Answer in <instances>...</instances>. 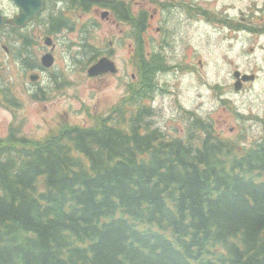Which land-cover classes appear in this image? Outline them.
Instances as JSON below:
<instances>
[{
    "label": "trees",
    "instance_id": "trees-1",
    "mask_svg": "<svg viewBox=\"0 0 264 264\" xmlns=\"http://www.w3.org/2000/svg\"><path fill=\"white\" fill-rule=\"evenodd\" d=\"M150 113L0 138V264H264V143L200 120L170 137Z\"/></svg>",
    "mask_w": 264,
    "mask_h": 264
},
{
    "label": "rangeland",
    "instance_id": "rangeland-1",
    "mask_svg": "<svg viewBox=\"0 0 264 264\" xmlns=\"http://www.w3.org/2000/svg\"><path fill=\"white\" fill-rule=\"evenodd\" d=\"M247 4L248 0H243L242 4L235 0L238 9ZM63 6L64 3H60V7ZM0 12L10 18L19 13L13 0H0ZM91 18H94L93 14ZM184 18L186 23L180 25L177 35H187L186 44L176 40L169 46L152 47L150 37L155 31L150 27L143 32L144 45H140V52L132 54V49L124 46L112 52L120 68L119 74L94 79L87 75V70L91 60L96 59L93 63L98 61L97 56L93 49L84 52L85 45L80 44L75 26L62 29L53 36L57 45L55 65L46 72L38 67L39 64L43 67L40 59L44 54L53 53L51 47L45 46V37L41 39L46 31L45 25L36 22L26 31V44L22 43V32H2L0 138L8 137L15 128L19 135L41 140L58 132L66 123L96 126L98 119L111 115L128 95L127 88L132 79L127 73L132 70L137 74V60L145 67L143 60H150V51L158 50L166 55L167 61L153 67L146 64V68L156 74L155 86L147 98L132 106L134 112L140 105L152 106L154 113L146 116L145 121L174 138L186 139L190 126L200 120L211 124V130L219 137L239 142L246 148L264 143V36L250 34L248 37L242 32L238 35L239 43L226 41L213 46L200 41V37L220 36L223 30L219 29L215 34L187 12ZM256 22V27L261 30L262 22L260 19ZM115 34L112 28L103 30L98 26L86 36L92 47L106 49L108 41L105 38ZM189 37L193 40L190 41ZM247 41L255 44L253 52L250 49L253 56L245 49L240 50ZM4 44L11 46L13 53L6 54ZM231 48L234 51L230 54ZM158 68L162 70L158 72ZM236 68L243 69L244 74L241 71L235 74L249 76L253 75L251 71L259 70L261 83L237 94L242 89L240 78L234 82V87L240 88L237 92L231 90ZM33 74L40 75L35 82L30 80ZM13 100L16 106L12 104ZM128 109L131 111V107ZM124 116L130 117L126 111ZM14 123L15 128L11 126ZM121 126L127 128L130 124L126 122ZM201 137L202 132L198 139Z\"/></svg>",
    "mask_w": 264,
    "mask_h": 264
},
{
    "label": "flooded vegetation",
    "instance_id": "flooded-vegetation-1",
    "mask_svg": "<svg viewBox=\"0 0 264 264\" xmlns=\"http://www.w3.org/2000/svg\"><path fill=\"white\" fill-rule=\"evenodd\" d=\"M237 1L238 4L243 3V0ZM13 2L19 13L13 18H10L1 12L5 20V25L2 30L0 29V34L8 30L22 32L20 34L21 40L22 43L26 44L25 38L28 34H25V32L36 22H41L46 26V31L41 39L44 37L50 38L54 43V47L50 48V45L46 44L44 41L45 46L53 51V64L49 67L50 69L55 65L54 53L57 46L53 36L62 29H73L75 26L78 28L80 44H83L82 46L85 45L84 52H86L87 49H93L98 59L96 63H93L96 59L91 60V66L87 70V75L92 79L119 74L120 68L112 52L115 51V48L123 46L130 47L132 49V54L140 52L138 51L140 45H144L143 32L150 27H153L155 31L154 35L150 37V46L152 47L155 45L161 47L166 45L169 46L176 40L186 44L187 41L185 40L187 39V35H177L180 25L186 23L184 18L186 12L194 16L196 20L203 22L205 26L211 29L215 34L218 33L219 29L223 30L220 36L200 37V41L213 46L227 43L226 41H229L231 44L239 43L238 35L242 32L248 37L250 34L256 35L257 37L264 36V0H248L247 6L245 8L240 7L239 9L235 6V0H112L100 2L92 0H42L43 5L41 11L29 18L23 26L11 24V22L23 12L22 8H20L14 0ZM62 2L64 6L60 7V3ZM244 3L246 4L247 2L245 1ZM48 10H51V13L47 14ZM91 14L94 15V18H91ZM252 15L253 17L251 18ZM258 19L262 22L261 30H258V27H256L258 24L256 20ZM154 20L155 22H153ZM218 23L221 26H219ZM98 26L103 30H105V27H109L116 32L114 36L105 38V41H108V47L106 49L92 47L87 41L88 37L86 35ZM189 39L192 41L193 37H189ZM133 45H135L137 49H135ZM254 46L255 44L253 42L247 41L240 50H246L248 54L253 56L250 49L253 52ZM3 47L6 54L9 55L13 53L10 49L11 46L9 47L7 44H4ZM233 51L234 49L231 48L229 53L231 54ZM262 54H264V52ZM103 58L108 59L114 64L113 68H111L113 71L108 68L104 72L94 76L90 75V69ZM146 60L145 64H151V67L154 65H164L167 61L166 55L158 50L150 51V60ZM184 60L185 55L182 58V62H184ZM40 63L42 64L41 59ZM136 63L138 65L136 69L137 74L132 73V70L130 73H127L132 79L128 84V95L123 99L121 105L113 111H117L119 108L124 110L131 107L133 114L135 112L132 106L142 102V100L140 101L137 97V90L139 86L142 85V77L144 75L143 68L145 67H143L138 60ZM140 66L142 69H140ZM38 67L42 68L43 72L48 71V69L40 67V64ZM161 70V68H158V72ZM237 71H241L244 74L243 69L240 70V68H236L233 74L235 75ZM121 73L123 74V70ZM251 73L256 76V79L254 81L244 82V80L240 78L239 84L242 85V89L237 92V94L243 93L248 87L254 84L261 83L259 70L255 69V71H251ZM33 76H37L38 79L40 78V75L33 74L30 76L31 81L33 80ZM236 80L237 79L232 80L231 85L233 87ZM231 90L234 89L231 87ZM147 96L148 94L143 97ZM135 109H139V107ZM110 117L114 116L111 115ZM115 117H118V115ZM133 118L135 117L132 116V121H134Z\"/></svg>",
    "mask_w": 264,
    "mask_h": 264
},
{
    "label": "water",
    "instance_id": "water-1",
    "mask_svg": "<svg viewBox=\"0 0 264 264\" xmlns=\"http://www.w3.org/2000/svg\"><path fill=\"white\" fill-rule=\"evenodd\" d=\"M14 1L23 10L22 14L19 17H17L14 21L11 22V24L16 25V26H23L24 23L29 18L38 14L42 9V0H14ZM92 1L100 2V1H112V0H92ZM2 26H3V17L0 14V28ZM51 41L52 40L49 38L45 39V43L48 45H51L52 43ZM42 64L45 67H51L53 64V56L51 54L44 55L42 58ZM113 66H114L113 63H111L108 59L103 58L90 69V75L94 76L96 74L104 72L108 68H110V70L113 71V69H111L113 68ZM32 79L37 80L38 77L33 76ZM253 79H254V76H249V75L245 76L246 81L253 80ZM239 88L240 87H237V89Z\"/></svg>",
    "mask_w": 264,
    "mask_h": 264
},
{
    "label": "bare ground",
    "instance_id": "bare-ground-1",
    "mask_svg": "<svg viewBox=\"0 0 264 264\" xmlns=\"http://www.w3.org/2000/svg\"><path fill=\"white\" fill-rule=\"evenodd\" d=\"M245 76L246 75H239V74H235L234 75V79H237V78H243V79H245ZM154 86H155V84H154ZM234 89V91L235 92H237V87H234L233 88ZM153 92V91H152ZM152 92H150V93H148V96L152 93ZM220 92H223V90H220ZM147 96V97H148ZM147 97H143V99H145V98H147ZM141 103V102H140ZM143 108H148V109H150V111H151V113L150 114H153L154 113V109L152 108V106H143V105H140L139 106V109H137L136 110V112L135 113H133L132 114V110L130 111L128 108L127 109H124L125 111H126V113H128V115L131 117H129V118H126L124 115H125V113L123 114L122 112L124 111H120V113H117L116 111H113L112 112V116H114V117H110L111 115H108V116H106V117H104V118H102V119H106V118H115V116L116 115H118V117L121 119V120H124L125 121V123L126 122H128L129 124H132V116L133 117H136V115H138L139 113H140V111L143 109ZM235 108V107H234ZM149 114V115H150ZM146 116H148V115H145L144 117H143V119H142V123H141V126L143 127V125H144V123H147L146 121H145V117ZM98 122V121H97ZM150 124V123H149ZM15 123L14 124H12V126L15 128ZM72 125H77V126H80L79 124H72ZM150 126L152 127V125L150 124ZM86 127H90V126H86ZM93 127H95V126H93ZM78 128H80V127H78ZM16 129V128H15ZM74 129V128H73ZM232 131H233V129H232ZM50 137V136H49ZM44 139H46V138H44ZM36 191V190H35ZM220 264V263H219Z\"/></svg>",
    "mask_w": 264,
    "mask_h": 264
}]
</instances>
